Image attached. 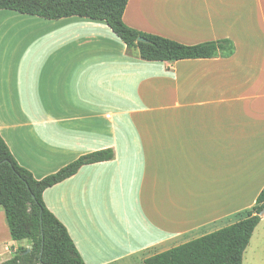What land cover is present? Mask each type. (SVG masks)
<instances>
[{
	"label": "crops",
	"instance_id": "obj_1",
	"mask_svg": "<svg viewBox=\"0 0 264 264\" xmlns=\"http://www.w3.org/2000/svg\"><path fill=\"white\" fill-rule=\"evenodd\" d=\"M239 1L231 10L227 0H129L123 21L133 29L235 46L229 57L172 63L142 60L104 21L0 11V135L18 164L41 180L114 152L43 194L86 264H146L256 204L264 0ZM31 247L12 240L0 211V264ZM243 264H264V214Z\"/></svg>",
	"mask_w": 264,
	"mask_h": 264
},
{
	"label": "trees",
	"instance_id": "obj_2",
	"mask_svg": "<svg viewBox=\"0 0 264 264\" xmlns=\"http://www.w3.org/2000/svg\"><path fill=\"white\" fill-rule=\"evenodd\" d=\"M129 0H0V11L60 20L68 17L88 18L107 23L112 32L132 52L147 62L229 57L235 46L230 39L185 45L127 26L123 16ZM143 38L147 42H139ZM112 150L84 155L55 174L37 180L18 164L0 135V208L13 241L29 240L31 251L19 253L3 264H86L67 228L46 207L44 192L76 175L87 165L112 160ZM264 214V189L247 217L231 226L157 254L146 264H243L253 233Z\"/></svg>",
	"mask_w": 264,
	"mask_h": 264
},
{
	"label": "rangeland",
	"instance_id": "obj_3",
	"mask_svg": "<svg viewBox=\"0 0 264 264\" xmlns=\"http://www.w3.org/2000/svg\"><path fill=\"white\" fill-rule=\"evenodd\" d=\"M227 1L232 2V5L230 6V9H231V10H238V9H239V5H240L241 1H239V2H237V0H227ZM257 21L259 22L258 17H257ZM149 25L154 26L153 23H151V24H149ZM171 40H172V39H171ZM136 54H138V53H136ZM0 211H2V210L0 209Z\"/></svg>",
	"mask_w": 264,
	"mask_h": 264
},
{
	"label": "water",
	"instance_id": "obj_4",
	"mask_svg": "<svg viewBox=\"0 0 264 264\" xmlns=\"http://www.w3.org/2000/svg\"><path fill=\"white\" fill-rule=\"evenodd\" d=\"M138 41H139V42H147V40H145V39H143V38H139ZM30 251H31V249H28V250L26 251V253H29Z\"/></svg>",
	"mask_w": 264,
	"mask_h": 264
}]
</instances>
